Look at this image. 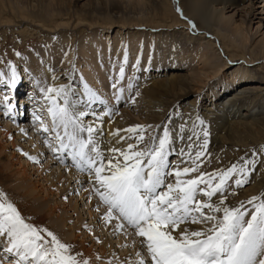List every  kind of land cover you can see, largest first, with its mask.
Listing matches in <instances>:
<instances>
[{"label":"bare ground","instance_id":"1","mask_svg":"<svg viewBox=\"0 0 264 264\" xmlns=\"http://www.w3.org/2000/svg\"><path fill=\"white\" fill-rule=\"evenodd\" d=\"M256 1L258 0H94V2L86 1L80 10V8H76L75 3L72 4L73 6L68 7L70 4L67 3V0H29V10L24 12L23 10L25 7L16 6V0H0V27H2V31H5L7 27H10L11 30L16 32L18 31L21 36L24 35L25 37H31L34 34V31H36L35 29L39 27L44 30L43 32L49 31V33H54L58 30L62 35H65L62 36L63 39H71L75 36L81 37V35H86L87 32L97 29L100 31H110L112 28H117L116 35L120 34L124 36L127 33L128 35L131 34L132 36H135L139 30L149 27L151 28V33L147 35L150 36V41L154 44H167V41L170 38L175 39V33L180 34L185 40V42L182 43L184 49L181 51L178 49L177 53V51L172 49V46L170 47L168 44L170 52L162 50V52L165 53L164 61L160 56L153 59L145 58L143 61H140L138 54L141 47L138 46L135 52L131 48L132 55L129 56L127 60L131 59L134 61V67H132V69L135 68L137 60H139V65L136 67L135 73L139 74L140 77H136L134 81H132L134 88L131 91V95L133 101L139 99L138 103H140L142 108L138 117L140 121L138 122L136 119L131 118L132 112L128 111V106L125 105V107H123L124 109L117 111L122 106L121 103L118 105L115 104L116 107L113 106V102L115 100L109 103L108 106L114 109V113L110 119L105 118L103 126L105 135L102 138L101 147L105 152V155H110V153H108L109 148L116 147L123 149L127 147L128 143H131L130 140L116 143L118 137H113L109 135V133L116 129H126L130 126H137L139 124L142 125V123L145 122V125H150L152 128L154 127L156 129L155 131L160 132L159 135H161L162 126H164L171 119L172 115L170 116V114L171 112H174L172 110H174L176 106H182L185 113L184 115H186L188 110H191L189 112H192L193 110L197 111L199 108L204 107V118L208 117L211 119L215 117L216 124L221 122V124L224 123L223 126H226V128L222 131H225V133L228 134V136H226L231 138L235 143H241L252 139H259L258 141H260L264 136L262 135L264 134V118H252V112L255 110L253 107L256 106L255 103L261 101V106L264 107V34L256 39H252L250 37L251 35L247 38L246 33L242 30L244 25H248L249 27L254 20H257V29L264 25V20L262 18H257L255 15L254 5ZM260 1L264 4V0ZM45 4L53 5L59 11H67L66 24H56L54 21L56 17L51 14L49 17H46L42 12ZM35 9L38 10L34 11ZM177 9H180V12H178ZM78 11L82 13L80 16ZM227 13L231 14L228 15ZM27 14H29V24H26V22H24L25 20L20 19L21 17L26 18ZM71 20L74 22L77 21V24L75 26H70ZM188 20H191L196 25L194 30L199 33L197 37L190 36L191 34L188 29L191 27L188 24ZM22 25L26 26L22 27ZM177 28H180L179 32L174 31ZM40 30L37 33H39ZM160 31H165L167 34L163 38L159 37ZM257 33L259 32H256V34ZM68 34H70L71 37H68ZM105 34H108V32ZM99 36L107 38L104 34ZM139 37L137 39L133 37L134 43L137 45L140 44L141 37ZM96 40L97 39H94L92 41L90 39V44L88 48H86L87 52L90 51L93 48L91 44L94 43L93 52L91 54H86L85 56L84 53L86 51L82 53L85 56L82 60L84 64L82 74L88 72L87 77H89V84L93 87L95 86V88L101 89L102 85L107 82H104V79L111 74L112 67L117 65L120 58L123 57L127 43L122 44L121 38L120 41L116 40L115 44L111 43V45L108 40L101 41L100 39V42ZM195 41H197L201 46L206 45V49H202L199 55L196 51L200 49H192L191 47V42L194 43ZM247 43L250 45L247 46ZM122 45L124 46L122 47ZM102 46L103 51L97 56L96 53L100 51ZM45 48L46 49L44 50L42 48L37 49L36 53H32L31 56L27 57V62H23L22 60L24 68L27 72V74H25L26 72L24 73L25 76L24 74L21 76L22 79H24L26 83L30 84L28 74H31V76L33 75V77H36L37 83L42 81L47 83L48 86L56 87L62 85L68 86L69 84H67L66 80H69V83L73 85L68 86L70 89V102L79 108L82 107L78 106L82 101L81 103L84 104L83 107H86L85 85L78 82V74L76 76L74 75V77L71 73V69H66L62 66V61H59V59L56 60L53 57L56 51H52V48H49V46H45ZM206 50H209V54ZM216 52L218 53V56L222 53L225 56V59L222 60L223 65L221 68H217V71L213 72L214 69L212 68V65L215 62L214 54ZM191 62L196 64V66H194ZM40 65H43L44 69H42ZM62 70H64V73H61ZM133 71L134 69L131 73H133ZM220 71H222L220 82L224 81V84L218 87H209L210 83L216 84L214 82L217 80L215 77ZM202 72H204L206 76ZM228 72H230L229 75H227ZM8 73L6 74L5 85L2 86V82L0 80V111H2V115H4V112L7 110V104L9 103L7 102L8 100L5 101L4 97L12 95L13 91L15 93V98L19 95V93L22 94V90L19 89L20 85L18 86L17 80L15 85L11 86V76H9L11 74ZM3 75H1V77H3ZM31 76L29 77L30 79ZM207 81L209 83L208 85H205V82ZM123 85L125 86L126 84H122L121 86L123 87ZM127 92H129L128 89ZM206 93L207 97L205 95ZM30 95L27 99H21L24 100V102L22 101L21 104L18 105V112L20 113L19 118L17 116L18 121L21 116L23 119L25 117V112H21L20 110V107H22L23 104H27L28 108L36 105V102H33L36 95H34L33 92ZM74 97L77 99H73ZM223 97L224 99L221 100ZM15 100L19 102L17 99ZM129 100H131V98ZM219 101L220 103H217ZM39 103L43 104L40 109L43 108L44 113L42 112L43 110L39 112V109L37 111L38 115L43 118L44 124L51 127V120L44 106V99H41ZM205 103H208V105H205ZM246 103H248L247 105L252 104V108L247 110V107L244 106ZM98 105L100 106L99 109L94 107L91 111L97 110L102 114L104 106L100 104ZM225 107L234 109V111L231 115H229V118L227 116L228 112L224 114V117H218L217 112L222 111ZM241 108H245V111L240 113L239 110ZM26 114L31 116V113ZM17 124L18 123L14 122L12 125L17 126ZM36 125L37 128L35 130L37 134L40 135L39 122L35 121V126ZM5 129L9 128L6 127ZM32 130L33 128L31 131ZM20 131L21 130H19V132L17 130L15 131L17 132L16 135L19 138L11 136V130L1 132L0 137H2L3 140L12 138L10 146L14 150L17 146V140L19 141L22 139ZM120 135L127 136L128 134L121 132ZM224 139L226 138L218 140L222 141ZM213 140L215 142L217 140V136H215ZM37 149L42 152V147H40V145L36 147V150ZM0 150L4 149L0 147ZM34 153V157L39 159V156H36L37 152ZM11 158L12 160L14 159L12 156ZM25 160L29 161L28 159ZM51 161L52 158L49 155V157H47V162ZM18 163L20 162L18 161ZM55 163L58 165L57 168H62L65 173H62V171H58L55 168L54 170H51L47 167V163L45 165V171H42L43 173H40V168H36L31 164L27 165V168L33 167L37 169L35 171V184L33 183V180L32 182H29L28 176H26L25 171L22 170L23 166H25L24 164L21 163V166L16 168L13 167L10 160L7 165L5 164V167L9 171L11 168H14V175L20 176V178L16 179V185L20 186V197L22 199L26 198L30 201L28 206L30 209L32 208L30 211L31 214H46L45 216L49 221V223H46L50 224L52 229L60 232L64 240L70 241L71 243L75 242L76 239L79 238L78 233L84 230L85 234L89 238L88 241L91 243L95 242V245L97 246L96 249H98L100 254L95 256V254L90 252V249H86L82 243L79 247L80 250L85 252L86 255L90 257L92 262L96 261V264H108L109 261H111V264H117L114 262L118 258L116 260L110 259L109 252L105 249L106 242H96L95 240L97 237L90 234L98 221L97 216L100 218L101 216L99 214L101 213L100 211H96V208L99 205L96 203H99V201L94 199V196L92 200L89 201L88 197L91 193L88 191V187L86 189L82 188L85 183H88L91 188V184L88 182L89 178L87 174H80L73 168H65V166L58 161ZM1 164H3V162H1ZM172 164L174 163L172 162ZM43 174L45 175L43 176ZM53 193H55L54 195L57 197L55 201L58 202L59 200V202H63L62 204L54 203V201L48 202L49 195ZM65 197H70V199H65ZM72 199L76 200L73 201ZM66 200L67 202L64 204ZM61 205H63L65 209L69 210L70 213H73L70 217L67 216L69 219H71L72 216L75 217L72 220V228L66 226V216L59 208ZM80 206L83 211H85V215L88 217V221L91 225L87 223L84 225L80 214L78 212L77 214L74 213ZM102 209L105 212V209ZM19 210H21V208H19ZM58 210L60 212L59 215L52 220L53 212L55 213ZM45 216H42V218ZM29 223L35 225L32 221ZM65 228H67V230H65ZM100 228H104L106 233H108L111 238L119 236L118 244L116 243V245H119V248H122V252L124 251L123 248H129L128 246L130 245L131 248H129L128 252L136 254L138 251L137 245L139 244L140 238L134 236L136 238V242L135 240L130 242L129 239H127V235L124 233L114 235L112 226L106 225L102 218ZM123 238H126L127 242H130L129 245H127L126 241H123ZM0 255H2V251H0ZM261 258L264 257L258 256L257 260ZM120 259L122 260L121 264H134L135 261H131L129 256H125ZM126 259L127 262H124Z\"/></svg>","mask_w":264,"mask_h":264},{"label":"snow or ice","instance_id":"2","mask_svg":"<svg viewBox=\"0 0 264 264\" xmlns=\"http://www.w3.org/2000/svg\"><path fill=\"white\" fill-rule=\"evenodd\" d=\"M188 24L191 29L196 28L191 20ZM126 64L125 52L118 73L110 77L117 105L125 91L121 85ZM8 66L12 67L10 63ZM15 83L13 69L11 86ZM133 88L129 80L128 91ZM40 91L51 120L49 127L41 116L33 117L40 124L43 145L65 168L87 174L91 184L88 200L94 196L104 206L101 218L112 226L114 235L131 229L140 238L134 264H264V258L257 260L258 256L264 257V196L247 201L253 209L248 219L243 202L239 207L226 204L228 195L235 194L234 189L249 183V177L264 158V146L251 149L250 155L241 156L226 168L206 172L202 170L209 147L206 128L201 129L202 141L195 132L187 137L189 143L179 149L180 161L173 165L169 157L173 154L174 136L169 127L162 126L161 135H149L145 144L146 129L137 125L109 133L118 137L116 143L134 142L123 149L109 148L110 155L106 156L101 147L103 126L105 118L110 119L114 113L106 100L87 85V107L78 108L70 102L68 86H48ZM97 103L104 106L102 114L90 110ZM11 112L8 103L4 115ZM203 123L199 121V125ZM184 131L181 125L179 132ZM121 132L128 135L122 136ZM180 139L184 137L181 135ZM27 158L36 164L41 162L36 157ZM189 225L204 227L192 229ZM0 251V264H89L52 231L27 222L3 192H0Z\"/></svg>","mask_w":264,"mask_h":264},{"label":"rangeland","instance_id":"3","mask_svg":"<svg viewBox=\"0 0 264 264\" xmlns=\"http://www.w3.org/2000/svg\"><path fill=\"white\" fill-rule=\"evenodd\" d=\"M86 1H93L94 2V0H67V3L70 4V5H68V7L73 6L72 4L75 3L76 8H80V10H81V7L83 6V4ZM28 2H29V0H16V4L15 3L14 4L16 6L25 7L23 11L27 12V10H29ZM26 6H27V9H26ZM6 10H7V8H6ZM37 10L38 9H35L34 11H37ZM254 10H255L256 17L262 18L264 20V4H262V1H260V0L256 1L255 5H254ZM42 12L45 14L46 17H49L50 14L53 15L54 17H56L54 19L56 24H66L67 11H59L55 6L45 4L44 8L42 9ZM78 12H79V16H80L82 13L80 11H78ZM231 13H227V14L230 15ZM57 17H59V18H57ZM20 19L25 20L24 22H26V24L30 23L29 14H27L26 18L21 17ZM256 22H257V20H254L249 25V27H248V25H246L247 27L245 25L243 26L242 30L244 31V33H246L247 38L249 35H251L250 37L252 39H256L259 36L264 34V27H263L264 25L262 27H259V29H257V23ZM76 24H77V21L74 22L71 20L70 26L71 25L75 26ZM25 26L26 25H22V27H25ZM1 28L2 27H0V77L3 74L5 75V77L3 75V77L0 78V80L2 82L1 85L3 86L6 84L5 83L6 82L5 81L6 80V74L8 72H9L8 74H11L12 70L15 69L16 80L18 81L17 82L18 86L20 85L19 89L22 90L21 91L22 94L19 93V95H17L15 98V93L13 91L12 95L5 96L7 98L10 97V98H8L7 102H9L11 104L13 109H12L11 114L8 116L2 115L3 113H1L2 111H0V134H1V132H6V131L11 130V134H12L11 136H13V137L15 136V138H16L17 132H15V131L17 130L19 132V130H21L20 133H21V138L23 140L22 139L19 141L17 140L16 149L13 150L10 146L12 143L11 142L12 138H9L7 140H3L2 137H0V147H2L4 149V150H0V161L3 162V164H1V162H0V192H3L5 194V197L10 202H12L17 207L18 210H19V208H21V210H19V211L21 212L22 216L26 218L27 222L32 221L33 223H35L36 226L47 228L48 230L52 231L60 239L61 242L72 246V250H73L74 254H80V256L82 258L87 259L89 261V264H96L95 263L96 261L92 262L90 260V257H88L86 255V253L81 251L79 248L81 243H82L85 246V248L90 249V252H93L95 254V256L97 254H100L98 252V249H96L97 246L95 245V242L91 243L88 241L89 238L85 234L84 230L79 232L78 233L79 238L76 239L75 242L71 243L70 241L64 240L62 235L60 234V232L56 231L55 229H52L50 224H48L49 221H48L47 217L45 216L46 214H44V215H37V214H33V213L31 214L30 211L32 208L30 209V207L28 206V203L30 201L26 198L22 199L20 197V193H21L20 186L16 185V179L20 178V176L14 175V173H13L14 168H11V170L9 171L5 167L10 160H11L13 167H16V168H19V166H21V163L24 164L25 166H23L22 170H24L26 176H28L29 182H32V180H33L34 184H35V178H36V174H35V171L37 170L36 168L41 169L40 173L42 171L44 172L46 163H47V167H49L51 170H54V168H55L56 170L62 171V173H65V171L63 172L62 168H60V167L57 168L58 165L55 163V162H57V160H55L53 158V156L50 152V149L45 147L42 143L43 135L42 134L38 135L36 130H35L37 128V125L35 126V121H34L33 116L38 115L37 111L43 105L42 103H39V101L41 99H43V96L41 94L40 89L41 88L46 89L48 87V84L45 82H42V81L37 83L36 77H33V75L31 76V74H28V79L30 80L31 85L29 83H26L25 80L22 79V77H21L26 72L24 65L22 63V60H23V62H27V57L31 56L32 53H36L37 49H39V48H42L44 50V49H46L45 46L46 47L49 46V48L51 47L52 51L53 50H54V52L56 51L55 55H53V57L56 60L59 59V61H62V66H64L66 69H71V73L73 74V76L74 75L76 76L78 74L77 75L78 82H81L84 85H87L88 87H90L93 91H96L98 93V95H100L101 99L106 100L109 104L115 100L114 90L110 87V77H115L116 74L118 73L119 66L121 63H123L125 53H124L123 57L120 58L118 64L116 63L117 65H114V67H112L111 74L104 79V82H106V81L107 82L102 85V88L101 89L95 88V86L93 87L89 84V77H87L88 72H86L85 74H82V70L84 68L83 67L84 64H83L82 60L84 59L86 54H91L93 52V48H94V43H92L91 45L93 48L88 52L86 50V48H88V46L90 44V42H89L90 39L92 41L94 39H97L98 42H100V39H101V41L108 40L110 45H111V43L115 44L116 40L120 41V38H121L122 44L127 43V46L125 47L126 48L125 52L127 54H129V55H127V58L132 55L131 54V52H132L131 48L135 52L136 48L138 46L141 47L142 51L140 50L139 54H138L140 61H143L145 58L146 59L147 58L153 59L157 56L162 57L163 61H164L165 53H163L162 50L169 51L170 47L172 46V49H174L175 51H177L178 49L181 51L184 49L183 48L184 46L182 43H184L185 40L181 37L180 34L175 33L176 34L175 39L170 38L167 41L168 43L166 42L167 44H165V43L154 44L152 41H150V36L147 35V34L151 33V30H150L151 28H149V27H146V29L143 28V29L139 30V32L137 33L138 35L139 34L143 35V36L139 35L141 37L139 45L135 44L134 39H133V37H135L136 39L139 37L137 34L135 36H132L131 34H130L131 35L130 36L127 33L124 36L120 35V34L116 35L117 34L116 33L117 28H112L110 31H100L97 29L94 31L87 32L86 35L85 34L81 35V37L75 36V37H72L71 39H69V38L63 39L62 36H65V35H62L58 30H56L54 33H49V31L43 32L44 30H42L41 27L35 29L36 31H34V34L31 37H25L24 35L21 36V34L18 31L17 32L13 31L10 29V27L9 28L7 27V29L5 31H2ZM45 28H47V27H45ZM13 29H15V28H13ZM48 29H50V28H48ZM179 29L180 28H177L174 31L179 32ZM30 30H31V28H30ZM39 30H40V32L37 33ZM188 31L191 34L190 36H194V37L196 36L197 37L199 35V33H197V31L192 30L191 28L188 29ZM106 32H108V34H105ZM256 32H259V33L256 34ZM101 34L106 35L107 38L103 37V36H99ZM166 34L167 33L165 31H163V32L160 31L159 32L160 36L159 35L158 36L163 38ZM254 34H256V35H254ZM98 36H99V38H98ZM68 37H71L70 34H68ZM123 39H125V40H123ZM128 39H129V41H128ZM246 42H249V41H246ZM132 43H134V44H132ZM168 44L170 45V47L168 46ZM155 45H157V46H155ZM249 45L250 44L247 43V46H249ZM123 46L124 45H122V47ZM191 47H192V49L193 48L194 49L195 48L200 49V50L196 51L198 55L201 53L202 49H206V45L201 46V45H199V43L197 41H195L194 43L191 42ZM102 51H103V46L100 49V51H98L96 53L97 56L99 54H101ZM143 51H144V54H143ZM206 51L209 54V50H206ZM83 52H85L84 53L85 56L82 54ZM16 53H19V56H17ZM177 53H178V51H177ZM217 54H218L217 52L214 54L215 62L212 65V68L214 69L213 72L217 71L216 70L217 68H221V66L223 65L222 60L225 59V56L222 53H220L219 56ZM133 62L134 61H132L131 59H128L127 64L125 65L126 77H125V80L122 82V84H126L125 86L123 85V87L125 88V91L123 93V98L120 102L122 106L117 111L124 109L123 107H125V105H126V106H128V111L132 112L131 118H134L139 122L140 120L138 117L140 115V112L142 111L140 103H138L139 99L133 101L131 92L130 91L127 92V89H126L127 83L129 82V80L132 83V81H134V79L136 77H140L139 74L135 73V71H136L135 69H136L137 65H135V68H133L134 71H133V73H131V71L133 70L132 67H134ZM9 63L12 65L11 68H9V66H8ZM77 63H78V65H77ZM191 63H193V62H191ZM193 65L196 66V64H194V63H193ZM40 66L42 69H44L43 65H40ZM64 70H62L61 73L62 72L64 73ZM202 73L204 74V72H202ZM229 73L230 72H228L227 75H229ZM25 74H27V72ZM25 74H24V76H25ZM9 76H11V75H9ZM30 76H31V79L29 78ZM205 76H203V77L206 78ZM221 76H222V71H220L219 74L215 77V79H217L214 81L216 84L210 83L209 87L222 86L224 84V81L220 82ZM62 78H64V77H62ZM66 81H67V84L71 85L69 83L70 82L69 80H66ZM208 83H209L208 81L205 82V85H208ZM71 86H73V85H71ZM206 91H208V90H206ZM32 92L34 95H36L35 100H33V102H36V105L29 107V108L27 106L26 107L27 111H24V107H22L23 111H21V112H25V117L23 119V117L21 116L19 121H18L17 116H18V118L20 116V113L18 112L19 111L18 105L21 104L22 101L24 102V100H21V99H24V98L27 99V97ZM205 95L207 97V93ZM5 97H4V99H5ZM11 97L17 99L19 102H17L15 99H12ZM130 98H131V100H129ZM202 98H203V96H202ZM73 99H77V98L74 97ZM223 99H224V97L221 98V100H223ZM81 102L79 103L78 106L83 107L84 104ZM217 103H220V101ZM31 104H32V102H31ZM247 104L248 103H246L244 105L247 107V108L245 107L247 110L252 108V106H253L252 104H249V105H247ZM255 104H256V106L253 107V109H255V110H253L254 113L252 112V116H253L252 118L253 119L264 118L263 117L264 116V107L261 106L262 102L258 101V103H255ZM205 105H208V103L207 104L205 103ZM113 106L116 107L115 101L113 102ZM94 107H96V109H99L100 106L98 104H94L91 109H93ZM245 108H241L239 110L240 113L245 111ZM203 109H204V107L199 108L197 111L193 110L192 112H194V113L189 112L191 110H188L186 115H184L185 113L182 109V106H179V107L176 106L175 109L172 110V111H174V112H171V114H170V116L172 115V117L164 126L169 127L170 131L173 133V136H174L173 144L171 145L172 150H173V154L170 155V157H169V160L171 161V163L172 162L174 163L173 165L177 164L180 161V156L178 155L179 149L185 148L186 145L189 143V141L187 140V137L189 135H192L193 132L198 133V134H200V138L202 141V139H203V134H202V130H201L202 128H206L209 132L208 154L203 158L206 163L204 164V167L202 169L203 171H206V172H211V171L216 170V169L226 168L230 164L238 162L239 158L241 156H244L245 154L250 155L251 149L255 148L258 150L260 148V146H264V136L260 141H258L259 139L258 140L252 139L250 141L246 140V142L243 141L241 143H235L234 141H232L231 138L227 137L228 134L225 133V131H222V130H225V128H226V126H223L224 123L221 124L222 122L221 123L217 122L218 124H216L215 117H213L211 119L208 117L204 118L203 117V112H204ZM20 110H21V107H20ZM40 111H42L44 113L43 108L40 109L39 112ZM95 111L99 112L97 110H95ZM233 111H234V109L225 107L222 111L217 112V115H218V117L219 116L224 117V114H226L228 112L227 116L229 118V115H231V113ZM26 113H31V116L29 114H26ZM258 116H260V117H258ZM86 119L90 121L91 117H87ZM200 120H202L204 122L202 126L199 125ZM226 120H227V118H226ZM231 120H233V119H231ZM142 121H143V119H142ZM14 122L18 123L17 126L12 125ZM144 123H142V125L139 124V126H143L146 129L145 144H147L149 135H157L158 136L160 132L155 131L156 129L154 127L152 128V126L145 125L146 123L145 124ZM181 125H184V128H185V131L183 133L179 132ZM6 127L9 129H5ZM32 128H33V130L31 131ZM221 131H222V133H221ZM35 133H36V135H35ZM181 135L184 137V139H180ZM262 135H264V134H262ZM215 136H217V140L214 142L213 138ZM221 137L226 138V139L220 141L222 139ZM17 138H19V137H17ZM218 139H220V140H218ZM130 142L133 143L134 141L130 140ZM242 143H244V144H242ZM38 145H40V147H42V152L39 151V149L36 150V147ZM34 152H37L36 156L37 155L39 156V160L41 161L39 164L33 163L31 160H29L27 158V156L34 157L35 156ZM49 155L52 158L51 162H47V157H49ZM11 156L14 157L13 160H12ZM24 158L28 159L29 161H26ZM18 161L20 163H18ZM28 164H31L32 166H35L36 168H33V167L27 168ZM52 167H53V169H52ZM58 171H57V173H58ZM44 175L45 174H43V176ZM42 185H44V184H42ZM82 188L83 189L87 188L90 190V186L88 185V183L83 184ZM233 191L235 192V194H229L227 197V201H226L227 206L239 207L241 202H243L245 204V207L247 208L248 213H249V215L246 216V219L250 218V214H251L253 209H252L251 205L247 204V201L254 196H256V197L264 196V158H262V162L258 164L257 170L249 177V183L246 184L243 188L234 189ZM54 194L55 193L49 195L48 202L54 201V203L62 204L63 202L61 203V202H59V200H58V202L55 201L57 199V197H55ZM56 196H58V195H56ZM67 198H68V200L70 199V197H67ZM94 199L98 200L96 197H94ZM74 200H76V199H74ZM66 202H67V200L64 202V204ZM96 204L98 205L99 203H96ZM51 206H52V203H51ZM99 206H100L99 211L101 213L99 215L102 217V214L104 213L102 208H104V206L103 205H99ZM59 208L63 212V214L66 216V220H65L66 226L72 228V226H73L72 220L75 217L72 216L71 219H69L68 217L73 215V213H70V211L65 209L63 207V205H61ZM77 212L80 214L81 220L84 222V225H86V223L90 224V222L88 221V217L85 215V211H83L81 206L74 213L77 214ZM59 213H60L59 210L56 211L55 213L53 212L52 220L55 219V217H57L59 215ZM76 214H74V215H76ZM42 216H45V217L42 218ZM101 217L99 218V216H97L98 221L96 223V226L93 229V231L90 232V234H92L94 237H97L98 240L96 239L95 241L96 242H98V241L99 242L100 241L106 242L105 249H107V251L109 252L110 259L116 260L118 258L117 259L118 261L116 260L114 263L121 264L122 260L120 258L125 257V256H129L130 260L134 261L136 259L135 254L133 252H128L129 248H131V245L128 246L129 248H123L124 251L122 252V248H119V245H116V243L118 244L119 236L113 237L114 238L113 239L109 236L108 233H106V230L104 228H100ZM46 222H48V223H46ZM113 222L115 223V221H113ZM189 226H191L190 228H192V229H198V228L202 227V225H189ZM102 229H104V230H102ZM65 230H67V228H65ZM124 234L127 235V239H129L130 242H132L134 240L136 242V238L132 234L131 229H129L127 231V233H124ZM123 241H126L127 245H129V243H130V242H127L126 238H123ZM137 247H138V251H140V245L139 244L137 245ZM125 250H126V252H125ZM97 260H100V259H97ZM124 262H127V259Z\"/></svg>","mask_w":264,"mask_h":264}]
</instances>
